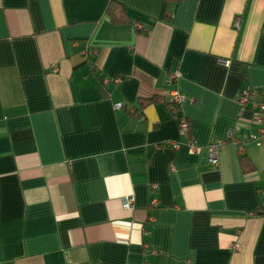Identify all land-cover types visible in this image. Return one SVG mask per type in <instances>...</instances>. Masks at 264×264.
Listing matches in <instances>:
<instances>
[{
    "label": "crops",
    "instance_id": "crops-1",
    "mask_svg": "<svg viewBox=\"0 0 264 264\" xmlns=\"http://www.w3.org/2000/svg\"><path fill=\"white\" fill-rule=\"evenodd\" d=\"M109 1L0 0V264H264V0Z\"/></svg>",
    "mask_w": 264,
    "mask_h": 264
},
{
    "label": "built area",
    "instance_id": "built-area-1",
    "mask_svg": "<svg viewBox=\"0 0 264 264\" xmlns=\"http://www.w3.org/2000/svg\"><path fill=\"white\" fill-rule=\"evenodd\" d=\"M137 30L141 31L142 26L139 23H135ZM221 63L224 65H228V60H221ZM54 70H57V67H53ZM179 77V72L177 70L170 73L169 80L171 82H175V80ZM113 82L115 84H119L122 81L121 76H115L113 79ZM109 82L108 79H104V83ZM255 91H251L250 89H247L245 91H242V93L237 98V102L240 106L241 112L245 109H249L251 112V122L257 126L256 133H253L248 139L240 137L236 129L234 127H230L227 130L226 133V139L225 141H230L231 143L235 144L239 150L242 149L243 144L247 141L256 142L258 144L264 143V98L263 99H254ZM261 94L264 97V88L261 90ZM187 100L186 95L177 90L174 89L169 94L168 99V107L171 111L175 112L177 109H179L180 105ZM121 103H116L115 107L119 108L121 107ZM133 111V110H131ZM134 112V111H133ZM179 120V132L182 136L186 137L188 133L189 124L187 119L182 115L178 117ZM225 141H216L211 143L208 146V160L211 164L216 165L218 163V151L219 148L225 143ZM171 145L172 148L176 149L178 147V142L175 141H167L164 144H160L158 147H163ZM122 207L126 211H131L134 208V197L133 195H126L122 197L121 199ZM234 249H237L239 247L238 243H234L233 245Z\"/></svg>",
    "mask_w": 264,
    "mask_h": 264
},
{
    "label": "trees",
    "instance_id": "trees-1",
    "mask_svg": "<svg viewBox=\"0 0 264 264\" xmlns=\"http://www.w3.org/2000/svg\"><path fill=\"white\" fill-rule=\"evenodd\" d=\"M106 13L110 15L113 23L128 21L129 16L126 9L114 0H110L105 9ZM261 93V91H260ZM168 106V103H167ZM240 165L244 171H251L252 164L244 155L239 156Z\"/></svg>",
    "mask_w": 264,
    "mask_h": 264
}]
</instances>
